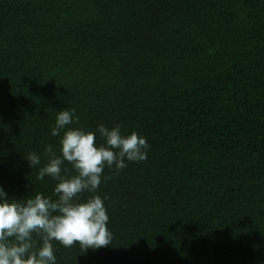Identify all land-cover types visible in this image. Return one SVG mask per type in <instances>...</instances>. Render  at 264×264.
<instances>
[{"label":"trees","instance_id":"1","mask_svg":"<svg viewBox=\"0 0 264 264\" xmlns=\"http://www.w3.org/2000/svg\"><path fill=\"white\" fill-rule=\"evenodd\" d=\"M72 109L97 144L119 124L150 149L79 197H101L111 244L53 241L56 264H264V0H0L8 198L56 199L37 173Z\"/></svg>","mask_w":264,"mask_h":264},{"label":"clouds","instance_id":"2","mask_svg":"<svg viewBox=\"0 0 264 264\" xmlns=\"http://www.w3.org/2000/svg\"><path fill=\"white\" fill-rule=\"evenodd\" d=\"M74 113L75 109L61 110L56 115L51 135L63 133L60 155L46 146L48 162L37 173L38 180L49 176L58 181L53 189L56 199L37 193L20 203L0 189V264H56L53 241L65 248L78 243L82 253L111 244L109 217L101 197H79L98 189L105 167H114L118 174L127 167L126 162L146 161L150 145L136 132L124 136L119 124L111 128L98 125L96 131L104 143L97 144L94 132L66 128L79 123ZM25 159L31 168L40 164V157L34 152ZM65 161L72 165L75 175H61Z\"/></svg>","mask_w":264,"mask_h":264}]
</instances>
